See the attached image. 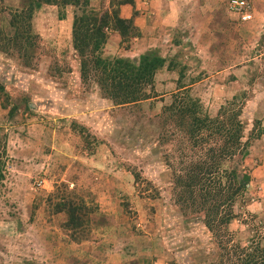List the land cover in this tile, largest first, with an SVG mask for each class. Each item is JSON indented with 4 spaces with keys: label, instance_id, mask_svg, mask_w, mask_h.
<instances>
[{
    "label": "rangeland",
    "instance_id": "1",
    "mask_svg": "<svg viewBox=\"0 0 264 264\" xmlns=\"http://www.w3.org/2000/svg\"><path fill=\"white\" fill-rule=\"evenodd\" d=\"M21 5L0 0V80L9 96H0V264H52L55 236L64 244L101 242L105 257L115 253L125 264H218V246L202 215L186 213L176 203L169 163L180 154L173 134L178 131L163 125V109L176 92L165 84L168 79L179 86L204 78L198 52L191 42L183 43L186 28H167L161 36V44L172 39L182 47L160 50L168 62L156 74L151 97L116 105L102 96L93 77L82 80L72 41L75 7L66 8L65 19L57 5L38 9L32 19L35 45L26 56L10 41L11 15ZM91 5L99 14L112 9L111 0H91ZM135 5H121V16L133 12L134 18ZM114 31L108 30L109 37ZM133 32L125 38L118 32L120 41L102 54L115 57L131 48L141 36L138 27ZM240 47V64L253 63L257 70L243 73L236 98L215 92L211 82V91L202 86L185 91L212 116L229 101L243 106L245 139H250L244 168L252 180L235 204L239 215L230 229L238 241L259 235L264 243V142L255 143L264 129L262 120L244 113L253 87L264 85V55L250 59L264 42L246 38ZM170 61L178 73L168 72ZM232 78L224 75L220 83L228 85ZM161 82L165 86L157 90ZM64 199L85 214L81 227H66L68 213L57 210ZM67 249L69 257L79 254L73 246Z\"/></svg>",
    "mask_w": 264,
    "mask_h": 264
},
{
    "label": "trees",
    "instance_id": "2",
    "mask_svg": "<svg viewBox=\"0 0 264 264\" xmlns=\"http://www.w3.org/2000/svg\"><path fill=\"white\" fill-rule=\"evenodd\" d=\"M134 3L135 0H111V11L99 14L91 0H22L21 8L11 15L14 32L10 41L29 56L36 40L34 13L44 4H54L59 18L65 19L66 8L74 6L72 41L80 59L82 80L86 82L93 77L102 96L116 105L137 103L151 97L156 74L167 65L168 58L156 49L142 53L139 58L102 54L108 30H115L125 38L137 29L133 17L121 16V5ZM184 87L178 86L173 100L163 109V125L173 124L178 131L173 134L180 154L169 163L176 203L186 213L202 215L218 246V264H264V243L260 236L252 235L241 242L230 229L239 215L235 204L243 199L252 180L244 168L250 139H245L243 106L236 100L229 101L212 116L203 109L201 100ZM0 96L9 98L1 80ZM15 108L13 105L11 111ZM57 210L68 213V228L81 227L86 220L71 199L58 202Z\"/></svg>",
    "mask_w": 264,
    "mask_h": 264
},
{
    "label": "crops",
    "instance_id": "3",
    "mask_svg": "<svg viewBox=\"0 0 264 264\" xmlns=\"http://www.w3.org/2000/svg\"><path fill=\"white\" fill-rule=\"evenodd\" d=\"M4 1L7 3L9 0ZM10 1L18 5L22 0ZM251 2L254 18L242 22L238 14L228 9V0H135V9L139 12L134 15L133 19L135 26L141 31V36L137 37V42L131 48L117 55L139 58L142 53L152 49H156L159 53L160 50H164L166 47L170 49L171 46L180 49L182 47L180 41L173 43L170 39L167 43L161 44L160 38L167 28L169 31L171 29L173 31L176 28L184 27L188 37L183 43L191 42L195 53L198 52L200 72L204 76L198 83L185 85L184 88L192 87L191 90H194L202 86L203 90L208 92L210 90L208 84L211 82L213 84L210 86L215 92L230 94L234 99L239 93V83L244 81L243 73L253 74L257 70L253 63L240 64L241 41L252 38L254 41L264 42V0H251ZM126 7L123 6V12L128 11ZM131 7L133 9V6ZM132 15L133 12L123 14L122 17L131 18ZM114 32L108 38L104 49L108 45H114L116 39L118 42L120 41L119 33ZM137 47L140 48L139 54H135ZM252 54H254L252 57L249 56L250 53L247 56L251 57L250 59L262 58L264 48L259 50L254 48ZM161 55L167 57L165 54ZM168 69L170 73H178L174 67L170 66ZM206 75L207 77H205ZM224 75H231L233 78L230 79L228 85L222 86L223 84L220 82ZM211 78L215 80L211 81ZM167 82L165 83L167 86L173 85V88L178 90L177 82L169 79ZM164 86L162 82L161 84L157 83L156 89L160 90ZM249 112H252L253 119L262 120L264 129V85L253 87L249 94L244 113ZM261 142H264V132L255 141L257 144ZM52 242L54 243L55 258L51 261L52 264H125L116 258L115 253H111V258L105 257V254L101 253L99 249L100 247L104 248V245L100 244L101 242L82 240L78 243L64 244L56 236L53 237ZM68 246H73L75 250L79 249L77 251L79 254L74 257V253H72L69 257Z\"/></svg>",
    "mask_w": 264,
    "mask_h": 264
},
{
    "label": "built area",
    "instance_id": "4",
    "mask_svg": "<svg viewBox=\"0 0 264 264\" xmlns=\"http://www.w3.org/2000/svg\"><path fill=\"white\" fill-rule=\"evenodd\" d=\"M228 9L240 16L242 21H249L254 18L251 0H228ZM44 180H39L38 184H42Z\"/></svg>",
    "mask_w": 264,
    "mask_h": 264
}]
</instances>
